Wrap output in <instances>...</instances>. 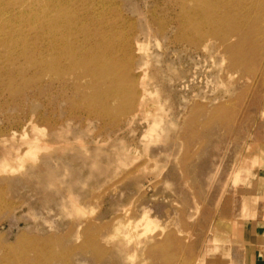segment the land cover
Masks as SVG:
<instances>
[{
  "label": "rangeland",
  "instance_id": "374dc122",
  "mask_svg": "<svg viewBox=\"0 0 264 264\" xmlns=\"http://www.w3.org/2000/svg\"><path fill=\"white\" fill-rule=\"evenodd\" d=\"M214 1L0 0V264H227L264 169V0Z\"/></svg>",
  "mask_w": 264,
  "mask_h": 264
},
{
  "label": "crops",
  "instance_id": "0c3cea01",
  "mask_svg": "<svg viewBox=\"0 0 264 264\" xmlns=\"http://www.w3.org/2000/svg\"><path fill=\"white\" fill-rule=\"evenodd\" d=\"M239 196L237 237L227 264H264V169ZM255 175V176H256Z\"/></svg>",
  "mask_w": 264,
  "mask_h": 264
},
{
  "label": "bare ground",
  "instance_id": "6f19581e",
  "mask_svg": "<svg viewBox=\"0 0 264 264\" xmlns=\"http://www.w3.org/2000/svg\"><path fill=\"white\" fill-rule=\"evenodd\" d=\"M200 1V0H199ZM202 2V1H201ZM200 2V3H201ZM213 0H203V4H205V6H211L213 3ZM214 2H216V4L218 3L219 5L221 4L222 5V0H215ZM58 3V2H57ZM211 3V4H210ZM225 3V2H224ZM223 3V4H224ZM55 5V4H54ZM58 5H59V3H58ZM212 6H214V5H212ZM31 9V8H30ZM211 9V8H210ZM35 10V9H34ZM28 11V10H27ZM40 11V10H39ZM94 12V11H93ZM3 13V12H2ZM41 13V12H40ZM5 14V13H4ZM24 14V13H23ZM89 14V13H88ZM87 14V15H88ZM28 15V14H27ZM8 16V15H7ZM37 16V15H36ZM93 16V15H92ZM8 18V17H7ZM32 18V17H31ZM37 18V17H36ZM5 19V18H4ZM39 19V18H38ZM63 19V18H62ZM7 20V19H6ZM28 20H29V18H28ZM1 21H2V19H1ZM4 21V20H3ZM37 21V20H36ZM50 21V20H49ZM69 21V20H68ZM6 22V21H5ZM32 22V21H31ZM55 22V21H54ZM10 23V22H9ZM35 23V22H34ZM40 23V22H39ZM56 23V22H55ZM58 23V22H57ZM60 23V22H59ZM69 23V22H68ZM53 24V23H52ZM50 25L49 26V30H48V34H49V38H50V41L49 42H47V44H48V47H47V50L48 51H50V52H52L53 54L52 55H54L55 53L57 54V55H60V56H64V53L66 54H70V53H73L74 51H75V49H73V51L72 52H70L69 51V48L68 47H66L65 45H66V42H67V39H69V36L71 37V35H73V33H75V32H73V31H71V32H67L66 30H65V32L64 31H57L56 30V27H58V26H56L55 28H54V26L53 25ZM61 24V23H60ZM40 25V24H39ZM57 25H59V24H57ZM65 25V24H64ZM66 26V25H65ZM21 27V26H20ZM33 27V26H32ZM48 27V26H47ZM67 27V26H66ZM69 27V26H68ZM62 28V27H61ZM5 29V28H4ZM3 29V30H4ZM13 29V28H12ZM22 29V28H21ZM65 29V28H64ZM67 29V28H66ZM18 30V29H17ZM5 31H6V29H5ZM22 31V30H21ZM39 32V31H38ZM36 33V32H35ZM43 33V32H42ZM46 33V32H45ZM11 34V33H10ZM15 34V33H14ZM8 35V34H7ZM22 35V34H21ZM21 35H20V37H21ZM35 36V35H34ZM38 36H39V34H38ZM38 36H36V37H38ZM9 37V36H8ZM19 37V36H18ZM26 37V36H25ZM29 37H31V36H29ZM44 37H46V35L44 36ZM43 38V37H42ZM91 38V37H90ZM4 39V38H3ZM11 39V38H10ZM12 39H13V37H12ZM15 39V38H14ZM41 39V38H40ZM20 40V39H19ZM18 40V41H19ZM31 41H32V39H31ZM2 42V41H1ZM4 42H6V41H4ZM20 42V41H19ZM36 42H38V40L36 41ZM21 43V42H20ZM3 44V43H2ZM38 44V43H37ZM1 45V44H0ZM4 45V44H3ZM61 46V47H60ZM15 47H16V44H15ZM27 47V46H26ZM55 47L58 49V51H56L55 50ZM60 47V48H59ZM141 50V49H140ZM23 54H25V55H27V53L26 52H23ZM29 58V57H28ZM51 58H52V62H51V68H57L58 66H57V62L54 60L55 58H59V57H56V56H51ZM96 58V57H95ZM90 61V60H89ZM88 64H87V66H89L90 67V69H91V71L93 72V74L97 77L98 76V74H95L96 73V71H95V67L96 68H98L99 67V61H95V60H92L91 59V61H90V63L89 62H87ZM95 63L97 64V65H95ZM97 70H99V69H97ZM105 70H106V68H105ZM103 71V70H102ZM102 71H100V72H102ZM107 74V72L104 74V75H106ZM103 75V76H104ZM95 77V78H96ZM141 82V81H140ZM117 88H122V87H120V85H118L117 87H114V89H113V92H115L116 91V93L117 92H119L120 91V89L118 90ZM118 90V91H117ZM149 94V93H148ZM149 95H151V94H149ZM140 102H141V104H142V108H143V111H146V113L148 114V110L146 109V107H148V104H149V102H147V100H146V97H142L140 100H139V107L141 106L140 105ZM152 106H154V105H152ZM153 108V107H152ZM139 109V108H138ZM149 109V108H148ZM150 111V110H149ZM32 134H33V138H36L35 136H36V134H37V131L35 130V128L34 127H32ZM26 143V142H25ZM27 144H28V146H29V150L31 151V152H29V150L27 151V152H29L31 155L30 156H33V154L34 153H36L35 151H36V148H38L37 146H38V144H37V141L35 140V141H29V142H27ZM4 146V145H3ZM45 146V145H44ZM44 146H43V143H42V147L44 148ZM38 149H41L40 147L38 148ZM37 149V150H38ZM39 152V151H38ZM5 156H4V162H5V164H3L4 166H11V168L10 169H12V167H13V170L12 171H9V172H15V171H17V170H20L22 167H24V166H22L23 165V163H25V162H23L24 160L25 161H27L28 159H24L25 157H26V155L24 154V156L25 157H23V155L19 152V149L17 148V147H15V145L13 144V145H11L10 147H8L7 149H6V151H5ZM37 155V154H36ZM27 158V157H26ZM35 159H36V157H34ZM33 158V159H34ZM30 159H32V157L30 158ZM14 161H16V163L18 164H15L14 165V163H12V162H14ZM31 161V160H30ZM23 162V163H22ZM21 168H20V167ZM20 169H19V168ZM7 171V172H8ZM146 221H147V223H148V225H150L151 223L146 219ZM228 257V256H227Z\"/></svg>",
  "mask_w": 264,
  "mask_h": 264
}]
</instances>
